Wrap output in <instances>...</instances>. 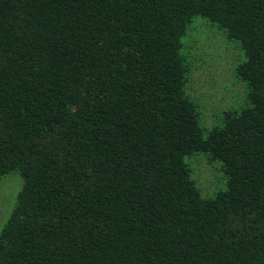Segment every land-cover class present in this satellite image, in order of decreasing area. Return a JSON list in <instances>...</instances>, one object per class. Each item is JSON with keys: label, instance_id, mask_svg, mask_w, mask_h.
<instances>
[{"label": "trees", "instance_id": "trees-1", "mask_svg": "<svg viewBox=\"0 0 264 264\" xmlns=\"http://www.w3.org/2000/svg\"><path fill=\"white\" fill-rule=\"evenodd\" d=\"M204 29L244 53L212 124L189 92ZM14 172L0 264H264V0H0Z\"/></svg>", "mask_w": 264, "mask_h": 264}, {"label": "rangeland", "instance_id": "rangeland-1", "mask_svg": "<svg viewBox=\"0 0 264 264\" xmlns=\"http://www.w3.org/2000/svg\"><path fill=\"white\" fill-rule=\"evenodd\" d=\"M200 20H203L202 17ZM201 33L203 34L197 36L199 41L196 43V54L200 60L193 68L189 92L204 106V121L212 124L217 117L215 111L230 105L236 94L243 92V84L238 83L234 88L232 86L237 82L232 69L236 68L239 60L244 59V53L235 41L229 39L220 43L221 40L206 29ZM236 49L240 51L237 53ZM193 166L203 189L213 190L218 182L216 175L219 174L214 169V164L205 159L200 162L193 159ZM23 183L21 175L15 172L0 179V231L11 216Z\"/></svg>", "mask_w": 264, "mask_h": 264}]
</instances>
